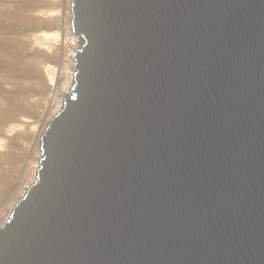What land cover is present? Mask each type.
Listing matches in <instances>:
<instances>
[{
  "label": "water",
  "instance_id": "water-1",
  "mask_svg": "<svg viewBox=\"0 0 264 264\" xmlns=\"http://www.w3.org/2000/svg\"><path fill=\"white\" fill-rule=\"evenodd\" d=\"M72 84L0 264H264V0H70Z\"/></svg>",
  "mask_w": 264,
  "mask_h": 264
},
{
  "label": "rangeland",
  "instance_id": "rangeland-1",
  "mask_svg": "<svg viewBox=\"0 0 264 264\" xmlns=\"http://www.w3.org/2000/svg\"><path fill=\"white\" fill-rule=\"evenodd\" d=\"M68 5L0 0V225L34 178L41 126L61 102L51 93L69 88V55L76 49L70 52ZM58 31L56 40L43 38Z\"/></svg>",
  "mask_w": 264,
  "mask_h": 264
},
{
  "label": "bare ground",
  "instance_id": "bare-ground-1",
  "mask_svg": "<svg viewBox=\"0 0 264 264\" xmlns=\"http://www.w3.org/2000/svg\"><path fill=\"white\" fill-rule=\"evenodd\" d=\"M68 15H69V19H68V25H67V32H68V34L71 36L69 39H68V41H72V43H70L71 45H72V47L70 48V52L73 50V49H77L78 48V46H79V43H80V37L78 36V35H76V34H74L73 32H72V30H71V25H70V19H71V12H70V0H69V5H68ZM60 36V31H58V32H56V33H44L43 34V38L45 39V40H56L58 37ZM73 53V52H72ZM72 53L69 55L70 57V65H69V69H70V71H69V75H68V85H67V87L69 86V88H70V86H71V84H72V69L70 68V67H72L73 66V60H72V58H71V55H72ZM50 81L53 83V81H54V79H53V77L51 76L50 77ZM69 88H66V91H65V93L62 95V93H59V94H57L58 92H57V90L56 91H54L53 93H51V96L50 97H52L53 99H55V101H56V98H57V96L59 97V99H61V102L59 101V102H56L57 104H56V107H55V109H54V111L53 112H51V114H55L56 112H57V110L59 109V107L61 106V104H62V102H63V100L62 99H64L63 97L66 95V94H68L69 93ZM51 117V116H50ZM49 117V118H50ZM52 118V117H51ZM47 123H48V121H46V123H44L45 125H42L41 126V128H43L44 126L46 127V125H47ZM44 127V128H45ZM42 130V129H41ZM44 130V129H43ZM40 135H39V138H38V148L40 147V136H41V134H42V132L41 133H39ZM40 152V151H39ZM36 170V169H35ZM33 181V180H32ZM21 196V195H20ZM19 196V197H20ZM14 205V204H13ZM11 210V209H10Z\"/></svg>",
  "mask_w": 264,
  "mask_h": 264
}]
</instances>
